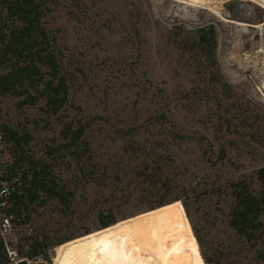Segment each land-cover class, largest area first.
<instances>
[{"label":"rangeland","instance_id":"374dc122","mask_svg":"<svg viewBox=\"0 0 264 264\" xmlns=\"http://www.w3.org/2000/svg\"><path fill=\"white\" fill-rule=\"evenodd\" d=\"M41 1L70 101L50 115L0 94V131L22 138L5 136V161L23 185L45 165L72 194L24 198L47 255L103 221L151 213L175 230L182 264H264L263 240L230 224L236 190L264 193V0ZM209 28L214 53L199 44ZM165 197L188 212L181 201L151 210Z\"/></svg>","mask_w":264,"mask_h":264},{"label":"trees","instance_id":"16d2710c","mask_svg":"<svg viewBox=\"0 0 264 264\" xmlns=\"http://www.w3.org/2000/svg\"><path fill=\"white\" fill-rule=\"evenodd\" d=\"M0 10L4 14L0 21V94L3 96H22L24 99L19 107L24 105H36L43 101L50 115H58L69 104L70 87L66 75L63 73L57 50L51 45L48 30L44 26L45 5L41 0H0ZM199 44L212 48L216 46V35L213 28L200 31ZM4 134L16 144L21 145L22 138L19 134L4 127ZM84 130L66 135L69 145L77 144ZM88 143L85 147L88 148ZM47 166H34L30 188H25L23 198L19 200L20 208L28 203L38 200L40 192L49 199H57L66 203L71 193L66 192V187H60L56 177ZM28 180V175L23 174ZM23 179V181H24ZM259 179L264 183V168L259 172ZM25 182V181H24ZM163 188L168 189V186ZM162 189V188H161ZM236 201L232 209L231 228L242 236L249 244L257 246L259 240H263L264 247V193L255 195L246 185L235 193ZM169 197L161 199L157 207L164 206L174 201H181L186 212L188 207L184 198L168 201ZM172 207H166L171 212ZM150 211V210H149ZM117 221H103L102 226L107 228L116 224ZM161 227L160 240L162 246L177 253L181 260V250L176 240L175 230L168 234L162 221H158ZM196 233V232H195ZM196 238L201 245V240L196 233ZM59 245L63 241L58 242ZM42 243H38L35 253L43 252ZM264 252V250H263ZM208 262V260L206 259ZM182 264V262H179Z\"/></svg>","mask_w":264,"mask_h":264},{"label":"bare ground","instance_id":"6f19581e","mask_svg":"<svg viewBox=\"0 0 264 264\" xmlns=\"http://www.w3.org/2000/svg\"><path fill=\"white\" fill-rule=\"evenodd\" d=\"M187 1L191 6L204 4L203 0ZM56 253L55 264H179L180 260L177 253L162 246L151 213L64 242Z\"/></svg>","mask_w":264,"mask_h":264},{"label":"built area","instance_id":"2783aa9c","mask_svg":"<svg viewBox=\"0 0 264 264\" xmlns=\"http://www.w3.org/2000/svg\"><path fill=\"white\" fill-rule=\"evenodd\" d=\"M5 141L0 131V264H55L46 251L35 253L42 241L38 228L20 208L24 181L18 171L7 169Z\"/></svg>","mask_w":264,"mask_h":264},{"label":"snow or ice","instance_id":"6c2138e0","mask_svg":"<svg viewBox=\"0 0 264 264\" xmlns=\"http://www.w3.org/2000/svg\"><path fill=\"white\" fill-rule=\"evenodd\" d=\"M104 247L106 248V247H107V245H104Z\"/></svg>","mask_w":264,"mask_h":264}]
</instances>
